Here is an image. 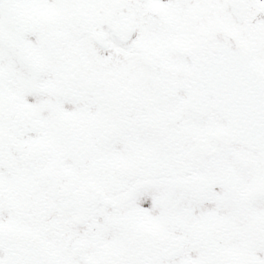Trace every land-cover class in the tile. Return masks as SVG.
<instances>
[{"label":"snow or ice","instance_id":"6c2138e0","mask_svg":"<svg viewBox=\"0 0 264 264\" xmlns=\"http://www.w3.org/2000/svg\"><path fill=\"white\" fill-rule=\"evenodd\" d=\"M0 264H264V0H0Z\"/></svg>","mask_w":264,"mask_h":264}]
</instances>
